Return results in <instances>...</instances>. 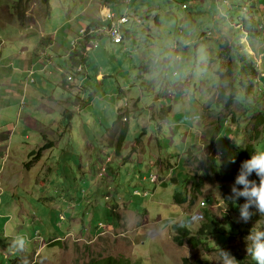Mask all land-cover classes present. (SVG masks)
Segmentation results:
<instances>
[{
	"label": "rangeland",
	"instance_id": "374dc122",
	"mask_svg": "<svg viewBox=\"0 0 264 264\" xmlns=\"http://www.w3.org/2000/svg\"><path fill=\"white\" fill-rule=\"evenodd\" d=\"M118 1H128V15L142 19L143 26L131 24L125 27L134 37V45L127 48V56L125 52L118 53L119 50L108 38L100 41L99 47L109 51L106 59L99 60L101 64L107 62L105 66L108 65L106 82L113 86L119 83L132 86L134 100L139 97L138 89H143L144 84L149 85L160 98L154 100L153 91H145V102L138 105L140 119L131 115L127 117L129 121L126 119L123 124H119L121 127L117 122L124 106L120 105L119 108V102L115 101L110 107V118L101 115L105 126H100L99 131L91 126L85 127L86 134L91 138L97 134L95 140L91 141L92 144L97 143L95 158L100 156L99 150L105 153L108 149L121 158L110 156V161L102 164L97 161L94 167L89 168L85 163V151L80 150L84 142L80 125L92 120L91 117L78 115L74 104H71L68 109L74 114L69 127V120L59 121L64 119V115L56 109L40 114L33 108H25L26 100L23 106L20 103L21 96L11 95V102L7 105L8 95L5 92L8 89L4 84L12 79L23 80L26 74H20L19 69L25 61L29 63L34 58L33 50L38 48L37 54L41 55L46 51L40 49V44L55 41L62 45L61 58H55V67H48L47 77H31V81L46 84L51 94L54 90L51 82L55 78L51 75L56 73L57 66H62L68 72L65 51L68 53L71 49L72 38L91 24L82 18L83 15L98 16L102 8L100 6H108L107 1L49 0L50 14L46 16L45 5L40 0H23V7L18 14L16 0H0V133L12 132L11 143L17 146L3 153V157L0 155V238L5 241V249L0 251V264H8L15 258H20L25 264H84L91 258L121 257L132 264H184L185 259L195 257L213 264H224L219 251L179 247L174 242L177 234L174 227H188L196 234L204 223L205 212L214 213L222 222V215L238 220L239 213L230 208L228 199L234 182L218 181L216 172L224 170V164L232 160L242 146L254 145L256 152H259L264 145V132H261L264 127L256 124L259 116H264V0ZM119 2L108 7L116 5L114 7L120 9L116 14L121 17L126 14L127 7L122 10L124 6ZM21 11H24L22 19L19 16ZM154 18L159 19V25H156ZM244 18L257 28L252 39L244 32ZM225 38L236 42L237 60L247 55L248 46L253 50L252 54L248 53L251 56H247L255 71L243 68V62H237L236 66L234 64V68H237L235 90L226 94L232 98V103L219 98L221 88L228 85V81L220 85L217 74L224 72L228 63L220 60V44ZM90 46H95L93 40ZM25 48L32 52L24 55V59L13 55ZM147 52L149 58L155 60L159 57L163 61L166 57L168 62L158 66L153 64L150 71H143L140 67L148 64H141L138 56ZM47 53L53 56L51 50ZM170 55H173V59ZM178 58L181 59L179 64L173 62H178ZM134 60L138 63L130 66ZM91 61L92 70L89 73L91 81L95 82L97 71L94 68H97V62ZM121 61L125 63L118 64ZM179 83L186 87L182 86L180 92L183 94L178 96V91H175L177 103L161 98L162 95L167 97V87L173 89L172 85ZM34 86L29 83L27 88L33 90ZM102 92L103 88L98 84L92 90L87 86V95L81 96L85 101L81 105L82 109L85 111L90 102L97 104V95ZM25 94L26 91L23 92ZM70 98L76 102L75 96ZM188 100L192 103H187ZM32 105L35 106L34 103ZM148 107L154 109L155 120L146 121L150 126L144 135L142 119L150 115ZM21 111L32 115L45 130H51L54 123L57 129L58 123L63 128L64 133L57 136L56 145L52 150L49 149L53 151V159L38 165L34 164L32 156L29 157L37 151L42 140L37 134L27 133L24 120H20ZM164 115L166 122L162 121ZM114 122L119 131L117 128L113 130ZM221 125L223 128L219 130ZM178 127L181 129L177 130ZM126 128L128 133L125 142L121 139V132ZM258 134V137L255 136ZM22 141L24 145L20 146ZM136 141L139 152L129 155L130 146ZM124 145V152L119 156L117 151ZM141 153L144 154L143 163ZM156 153L160 157L155 164L164 166V163H170L179 170H174L176 175L173 178L172 172L168 176L166 172L163 176L165 181L162 182V178L158 179V175L164 173L161 167L158 175L151 171L154 183L143 182V178H149L150 169L144 164L151 165ZM31 161V168L23 167ZM213 161L220 165L215 171L208 169ZM204 174H207V178L204 179L202 193L197 195V202L190 206L177 205L175 195L190 192L191 186L188 184L186 190L185 180ZM135 191L143 193L142 198H135ZM145 192L149 193L148 198ZM106 198L110 200L106 201ZM113 199L124 203L118 207L115 227L109 210L110 206L115 205ZM207 200L211 202L203 208L201 202ZM73 218H76L80 233L86 229L91 232L93 238L87 235L89 246L80 244L76 247L75 242L68 239L61 242L62 249L49 245L54 237L67 234L66 227ZM239 223L244 226L256 225L258 230L264 226V217L258 224L252 220ZM100 224L105 227L101 231L98 227ZM222 231L227 233L228 229ZM239 233L230 249L232 253L244 254L247 235L243 230ZM34 235L39 236L38 244L31 242ZM39 244L42 250L35 259Z\"/></svg>",
	"mask_w": 264,
	"mask_h": 264
},
{
	"label": "crops",
	"instance_id": "0c3cea01",
	"mask_svg": "<svg viewBox=\"0 0 264 264\" xmlns=\"http://www.w3.org/2000/svg\"><path fill=\"white\" fill-rule=\"evenodd\" d=\"M116 2H119V1L118 0H114V1H112V4H115ZM119 3H120L121 6H124L122 8V10L123 9L126 10V7H127L126 14H129L128 8L130 7V4L128 5L124 1H121ZM106 4L108 6L111 5V3H106ZM108 6H100L102 8L99 10V15L98 16L97 15L95 16V14L92 15V16L83 15L82 18L84 20H87V21H89L91 23L88 27H90V26L98 27V26H101L103 24L104 25L108 24V23L104 22V18L103 17L106 14H108L109 12H112V13L116 14V12L120 10V9L117 10L114 7L116 5H113L111 7H108ZM118 17H120V16H118ZM154 21H155L156 25H159V19L158 18H154ZM133 25L138 26L136 24H133ZM88 27L82 29L80 32H82L84 30H87ZM130 33H132V32H130V30H126L124 28V44L122 46H116L117 47L116 49L119 50L118 53L123 54L125 52L126 56H127V48L129 46L133 47V45H134V37H131ZM79 34L75 33L74 37L72 38V41L74 39H76ZM103 39H105V37L101 38L100 41H102ZM90 41H92V40H90ZM108 41H110V40H108ZM40 45H41L40 49H42V50L45 49L44 51H46L45 53H42L41 55L37 54V51H38L37 47H35L37 49L33 50V52L30 51L28 48H25L24 50H22V51L19 50V51L15 52L13 54L15 57H20L21 56L24 59V55H29L32 52L34 58L29 63H27L25 61L22 64V66L20 67V69H19L20 74H22V75L26 74V76H25V78L23 80H15V79L13 80L12 79L10 82L4 84L5 88L8 89L7 92H5L8 95V98H7L8 99V103H7V105L11 102V99H10L11 95L21 96V100L22 101L20 100V103L23 106H24L23 102H25L24 100H26L25 108H27V107L28 108H33L40 114H43V113H46V112L50 113V112H53L52 110L56 109L58 112H60L62 115H64V119L63 120L61 119L59 121L60 122L61 121H65V119L69 120L68 125L70 127L71 123L73 122V114L74 113L72 111H70L68 108H69V106L71 104H74V106H75V108L77 110L76 113H78V115L85 114L84 116L86 118L89 116L92 119L90 121L87 120V122H86L87 124L86 123H82L80 125V131H81V133L83 135V138H84V142L80 146V150L85 151L84 155H85V157L87 159L86 162H85L86 165L89 168H91V167H94L96 165L97 161H98L99 164H102V162H105V161H107V162L110 161L109 157L111 156L113 158L116 155H114L109 149L107 150L108 153L107 152L104 153V152H102L101 150L98 149L99 152H100V156L98 158H95V152H97V147H96L97 143L92 144L91 141L95 140V138L97 137V134L93 138H91L89 134L88 135L86 134L85 127L91 126L94 129H97L99 131L101 129V128H99L100 126H105V121H104V119H103V117L101 115H104V116L107 115V119H109L110 118V107L112 106V104L115 101L119 102V104L117 105L119 108H120V105L124 106V111L119 116V120L117 122L118 125L120 123L123 124L124 123V118L127 119V117H129L131 115H133L134 117H139V119H140L141 114L138 111V105L145 102L144 92L145 91H153L152 88L149 85H145L144 84L143 89L142 88L138 89V91H139L138 99L134 100L133 99L134 90H133L132 86L127 87V86L122 85L121 83H119L118 86L117 85L113 86L110 82H106L107 76L105 75V73L108 72V65L105 66V63H107V62L101 64L99 62V60L100 59H106V53H108L109 51L104 49L102 46L98 47V49L96 51L87 50V49H85L87 45L84 46V45L81 44L78 47L77 55H75V56H72L70 54L71 49L69 50L68 53L65 51V55H66V59L65 60H66V65H67L68 72H66V70L62 66H57L58 67L57 69L55 68L56 69V73L51 75L52 77L55 76V78H54L55 82L54 81L51 82V85L54 86V90L50 94L48 89H47V87H46V84H44L42 81L40 83H38L37 80L31 81V77L38 76V75L40 77L42 75L47 77V69H48V67L49 66H54L55 67V58H59L61 52L63 51L62 50V45L56 43L55 41H53L51 44L49 42L48 43H44L43 42V44L41 43ZM44 45H48V46H44ZM49 50L52 51L53 56H50L47 53V51H49ZM81 51H82V58L84 60H82L83 62H82V64L80 66H76L77 62L80 61V59H78L77 56H78L79 53H81ZM246 51H247V55L248 56H251L249 54L253 53V50H252V48L250 46H248V50H246ZM148 55H149V53L147 52V54H144V55L140 54L138 56V60L141 62V64H143V63L144 64H148V66L142 65V67H140V69L143 70V71H150V69L152 68L153 64H156V66H158V65H165V63L168 62L166 57L163 59V61H160L159 57L155 58V60H154L152 58H149ZM247 55L241 56V58L236 61V64H238L237 62H240V63L243 62L242 65H244L245 67L251 69V66H250V63H249L250 61L248 60V56ZM170 57L173 59V55H170ZM91 60H95L97 62V68H94L95 72L97 71V73L95 74V82L91 81L92 76L89 73L92 70V65H91L92 61ZM177 61L178 62H176V61H173V62L179 64L181 59L178 58ZM120 63L124 64L125 62H123V61L118 62V64H120ZM130 63H131L130 66L132 64L135 66L138 63V61L134 60V61H131ZM169 65H170V63H169ZM77 67H82L83 68L82 69L83 72L81 74H78L76 72V68ZM66 74H67V76H65ZM66 77H68V78L72 77L74 81L73 82H68L66 80ZM32 82H34V83H32ZM89 82H92V84L90 83V85H89ZM29 83L35 85L33 90H31V88H27V85ZM95 84H98L99 87L103 88V92H102V94H98L97 95V97L99 96V98H98L99 100L97 101V104H92L90 102L89 104L86 105L87 107H86V110L84 111L82 109L81 105L84 104L85 101L82 100L81 96L87 95V93H86L87 86H90L91 90H92V87ZM106 84H107V86H106ZM137 86H139V85H137ZM182 86L186 87V85L184 86L181 83L172 85V87H173L172 90L174 91V93L171 94L169 97H165V95H162L161 98L162 99L165 98V99H168L169 101L177 103L175 101L174 94H175L176 90L178 91L176 96H178L180 94H183V93L180 92ZM9 89H12L11 90L12 92H9ZM167 89H170V88L167 87ZM25 91H26V94L23 95V92H25ZM58 92H59V94L56 95L58 97H56L55 94L58 93ZM129 93H130V95H129ZM70 96H75L76 102H72V99L70 98ZM159 98H160L159 94L156 91H153L152 99L158 101ZM33 103L35 104V106L32 105ZM187 103H192V102L190 100H188ZM91 106H94V108H90ZM147 109L149 110V113H150L149 116L150 117L148 116L147 118L142 119L143 122H144V125H143V133H144V135L148 132V126H150V123H148V122H151L152 120H155V118L153 117L155 115L154 109L153 108H149V107ZM90 114H92V115H90ZM93 114L95 115L94 118H93ZM164 118L165 119H163L162 121L166 122L167 119H166L165 115H164ZM20 120H24V123H25V125L27 127V133H31V134L33 133L34 135L37 134V137H39L42 140V142L38 144L37 151H34V152H32L29 155V157L32 156L34 158V164L38 163V165H39V164H41V163H43L45 161L53 159V155L51 153L53 151H50V150H52L53 147L56 145L57 136H59V134H63L64 133L63 132V128L59 125V123L57 124L58 125V129L56 128V124L54 123L52 128H51V130H45L43 127H41L38 124L37 120L33 119L32 115L23 114L22 111H21V114H20ZM127 120L129 121V119H127ZM146 121H148V122H146ZM117 123L114 122L113 123L114 126H112V127H113V130H114V128H117L118 131H119V127H121V125H119V127H115V125H117ZM145 125H147V126H145ZM179 129H181V128L178 127L177 130H179ZM108 130H110V127L108 128ZM219 130H218V132H219ZM125 132H126V137H127V133H128V129L127 128H126V130L121 132V136H122V134H125ZM106 133H107V131L105 132V134ZM11 134H12V132L0 133V155H2V157H3V153H6L7 151H10L13 147H17V146H15L14 143H11V138H10ZM155 139L157 140V138H155ZM125 142H126V140H125ZM156 143L158 144V140L156 141ZM215 144H217V142ZM23 145H24V141H22L20 146H23ZM90 145H91V147H90ZM44 146H46V149L41 151L44 148ZM100 146L102 148H106L105 145H100ZM85 147H87L88 149H86ZM125 147L126 146L124 145V146H122L121 148L118 149L117 152H118L119 156L122 155V153L124 152L123 149ZM137 148H138V143L136 141L134 145L130 146V151H129L130 154L129 155H131V153L132 154L138 153L139 151H137ZM44 152H47L49 154L47 155ZM188 152H191V150H189ZM43 154H45V155L43 156ZM141 155H142L141 156V162L143 163L142 157L144 156V154L141 153ZM43 157H44V160L42 159ZM104 157H105V159H104ZM116 157L121 159L118 156H116ZM159 157L160 156L156 153L155 158L153 159L152 163H150L151 165L144 164V167L150 168L148 172L152 171L153 173H156V174L159 173V171H160V169L162 167L163 168L162 170L164 172L162 174L164 176H165L166 172H167L166 175L168 176L170 174V171H173L174 173H172L173 174L172 177H174V175H176V171H174V170H179V168L178 167H177L178 169L177 168H173L170 163H164V166L161 165V164H155V161L158 160ZM32 163H33L32 161L31 162H27V163H25V165L23 167H25L26 169H29V168H31L33 166ZM80 168H82V167H80ZM82 170H84V169L82 168ZM83 174H85V173L83 172ZM158 177H160V174L158 175ZM44 183L45 182H42L43 185H45ZM113 208H115L114 210H116V207L111 206V211H112ZM112 213L116 215L117 214V210H116V213H114L113 211H112ZM13 228L14 227H12V231H13ZM56 228H57V226L54 227V229H56ZM66 228L68 229V231H67V233L69 234L68 236H74V235H78V233H80V227L76 225V218L71 219L69 221L68 226ZM85 233H87L88 235L90 234L89 231L87 232V229L85 230ZM54 236H56V235L54 234ZM29 237L31 238V236H29ZM32 243L35 244L36 242L33 241ZM49 245H51V243H49Z\"/></svg>",
	"mask_w": 264,
	"mask_h": 264
},
{
	"label": "trees",
	"instance_id": "16d2710c",
	"mask_svg": "<svg viewBox=\"0 0 264 264\" xmlns=\"http://www.w3.org/2000/svg\"><path fill=\"white\" fill-rule=\"evenodd\" d=\"M43 5H45V15L48 16L50 14V8H49V0H40ZM107 3H111L114 0H106ZM16 10L17 14L20 12L19 9L23 7V0H16ZM24 15V11H21L20 13V18L22 19ZM244 32L247 34L248 38L252 37L254 38L255 34L257 33V28L254 26V24H249V20L244 18ZM92 26L88 27L87 30H90ZM236 42L228 40V38H225L221 44H220V59L222 61H227V67L224 72H219L218 76L220 79V85H222V82H227L228 85L224 86L221 88V91L219 92V98L221 99H226L228 100L229 103H232V98L230 96H226L228 91L235 90L234 86V78H235V68L234 64L236 66V61H237V53H236ZM77 55V54H76ZM78 59H80L79 62H77L76 66H80L82 64V51L81 53L78 54ZM243 68H247L244 65H242ZM249 69V68H248ZM237 70V68H236ZM252 71H255L253 67H251ZM247 71V70H243ZM254 73V72H253ZM233 80V81H232ZM258 121L256 124H261L264 127V116H259L257 119ZM223 128V126H220V129ZM257 130V129H255ZM221 132V131H220ZM261 132H264L262 130ZM256 133H258L256 131ZM255 136H259L255 135ZM122 141L126 140V132L125 134H122L121 136ZM213 144H215V141H212ZM121 146V145H120ZM120 148V147H119ZM262 151H264V145L261 147ZM46 149V146L41 150L43 151ZM191 155V152H188ZM256 152V147L254 145H245L240 148L239 153L232 159L230 160L227 164H224L225 169L224 170H218L216 172V178L220 182H235V179L239 173L240 167L242 162L248 160L251 158L252 155H254ZM234 161V162H233ZM212 162L209 166L208 169L211 171L217 170L216 167H219L220 165L218 162ZM221 168V167H220ZM196 176V175H195ZM207 178V174H204L203 176L200 177H193L190 180H186L185 186L190 184V197H188V192H186V195L182 194H177L174 197L175 203L177 205H194L195 201L198 200L197 195L202 193L203 190V182L204 179ZM252 180H256L257 183L259 182V178L256 176L255 173L252 174L250 177ZM187 190V188H186ZM230 202V208L233 209V211L239 213V205H241L240 201L233 202L229 200ZM245 202V200H244ZM255 208L252 209L254 211ZM224 222H222L219 217H217L214 213L211 212H206L204 214V225L200 228V230L194 234L191 230H188L187 228H179V227H174V230H176V236L174 238V242L179 246V247H185L189 246L192 250L196 251H207V252H212V251H219L221 252V249L229 251L233 256L236 257V259L240 262V264H256V262L251 258L250 255L245 252L244 254L235 252L232 253V242L236 239V237L240 234L239 231H245L246 235L248 236L250 234V230L253 227L251 224L247 225H240L239 222H237L235 219L232 220L231 218H227L224 215ZM262 220V217L259 214H256L253 216L252 221L257 222ZM228 229L227 233H224L222 230ZM258 230L264 231V226L262 225ZM140 238V237H138ZM246 243V241H245ZM55 246L60 247L61 244L57 243ZM5 249V241L0 238V251H3ZM8 264H25L21 261L20 258H15L11 259ZM87 264H132L130 263L129 260L124 259V258H118V259H113V258H106V259H92L89 263ZM184 264H213L209 260H204L201 259V257H195L192 259H185Z\"/></svg>",
	"mask_w": 264,
	"mask_h": 264
},
{
	"label": "clouds",
	"instance_id": "9594fccd",
	"mask_svg": "<svg viewBox=\"0 0 264 264\" xmlns=\"http://www.w3.org/2000/svg\"><path fill=\"white\" fill-rule=\"evenodd\" d=\"M173 93L174 91L172 89H167L166 96L169 97ZM124 121H126L125 118H124ZM103 169L105 168H102V170ZM170 172L174 173L173 171H170ZM253 173H255L256 176L259 178L258 183L256 180L250 179ZM163 176L164 175L162 174L160 175V177H158V179L162 178V182L165 181L164 180L165 178ZM147 178H143L142 181L143 182L149 181L150 183H154L152 179L151 171L149 172V178L148 179ZM185 187L187 188L188 186L186 185ZM142 194L143 193L139 191H135L133 193V196L135 198H142L141 196ZM187 195L189 197L190 192ZM149 196H150L149 193L145 192V197L148 198ZM228 199L233 202H236V201L241 202V205H239V217H238L237 222L248 223L252 220L253 216H255L257 213H259L260 216L264 217V151H259L255 153L254 155H252L250 159L242 162L239 173L235 179L234 184L232 185L231 195L228 197ZM105 200L109 201L110 198H106ZM210 202L211 200L201 202L202 207L203 208L206 207ZM120 204H124V203H119L118 200L115 201L114 207H116L117 212L120 209V208L118 209V207H120ZM184 205H188V204H184ZM253 208H255L256 210L255 212L252 211ZM114 209L115 208H113L112 211L116 213V210ZM109 210L112 213L111 206L109 207ZM112 216L114 218V227H115L117 226L116 222L118 221L117 214L115 215L112 213ZM258 223L259 221H257V224ZM98 227L100 231L103 228H105L101 224ZM114 227H107V228H112L113 230ZM141 228L142 227H140L139 229ZM186 228L190 230L188 227ZM99 233L100 232H98V234ZM98 234H97L96 239H98ZM68 235L69 234L67 233L64 237H54L53 240H50L51 245H53V247H58L55 245L59 243L61 244V246L58 248L62 249L63 244L61 242H65V240L68 239V240L74 241L76 244V247L80 246V244L89 246V240L87 237L88 234L85 233V231L83 233H80L74 236H68ZM88 236L93 238L92 234H89ZM38 238L39 236L37 237L35 235L33 239L31 240V242L35 241L38 244ZM245 241L247 244V247H246L247 254L251 256V258L256 262V264H264V231L257 230L256 225H254L250 230V234L247 237H245ZM37 250H38V254L34 257L35 259L40 255V252L42 250L41 244L37 245ZM221 258L224 264H240V262L236 259L235 256H233L229 251H226L223 249H221ZM92 259L94 258H91L84 264L89 263ZM101 259H106V258H101Z\"/></svg>",
	"mask_w": 264,
	"mask_h": 264
},
{
	"label": "built area",
	"instance_id": "2783aa9c",
	"mask_svg": "<svg viewBox=\"0 0 264 264\" xmlns=\"http://www.w3.org/2000/svg\"><path fill=\"white\" fill-rule=\"evenodd\" d=\"M129 5L128 1H124ZM104 22L108 23L106 25H101L98 27H92L90 30H84L80 32L78 37L71 42L70 54L75 56L77 54L78 47L82 45H87L85 49L87 50H97L99 47L100 39L106 37L115 46H122L124 44V28L126 26L136 24L138 26H143L142 19H139L135 15L125 14L121 17H117L116 14L109 12L104 17ZM90 40L95 42V46L91 47ZM82 67H77L76 72L81 74L83 72ZM68 82H73V78L67 79Z\"/></svg>",
	"mask_w": 264,
	"mask_h": 264
}]
</instances>
